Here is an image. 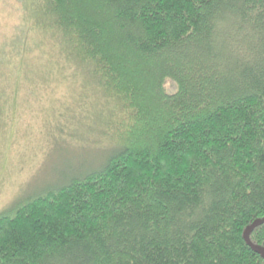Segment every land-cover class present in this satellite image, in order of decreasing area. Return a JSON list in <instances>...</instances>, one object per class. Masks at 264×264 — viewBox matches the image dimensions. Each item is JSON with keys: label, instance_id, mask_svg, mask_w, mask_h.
<instances>
[{"label": "trees", "instance_id": "obj_1", "mask_svg": "<svg viewBox=\"0 0 264 264\" xmlns=\"http://www.w3.org/2000/svg\"><path fill=\"white\" fill-rule=\"evenodd\" d=\"M31 37L114 148L0 212V264H264V0H0V57Z\"/></svg>", "mask_w": 264, "mask_h": 264}, {"label": "rangeland", "instance_id": "obj_2", "mask_svg": "<svg viewBox=\"0 0 264 264\" xmlns=\"http://www.w3.org/2000/svg\"><path fill=\"white\" fill-rule=\"evenodd\" d=\"M39 44L27 43L26 66L18 53L0 57V212L99 168L114 148L102 135L103 103L75 75L51 69L55 53Z\"/></svg>", "mask_w": 264, "mask_h": 264}, {"label": "water", "instance_id": "obj_3", "mask_svg": "<svg viewBox=\"0 0 264 264\" xmlns=\"http://www.w3.org/2000/svg\"><path fill=\"white\" fill-rule=\"evenodd\" d=\"M262 224H264V220L257 221V222H255L253 225H251V226L246 230V232H245V240L247 241V243H248L249 245H252V244H251V241H250V233H251V231H252L254 228H256V227H258V226H260V225H262Z\"/></svg>", "mask_w": 264, "mask_h": 264}, {"label": "bare ground", "instance_id": "obj_4", "mask_svg": "<svg viewBox=\"0 0 264 264\" xmlns=\"http://www.w3.org/2000/svg\"><path fill=\"white\" fill-rule=\"evenodd\" d=\"M247 242V241H246ZM250 246H252V245H250Z\"/></svg>", "mask_w": 264, "mask_h": 264}]
</instances>
